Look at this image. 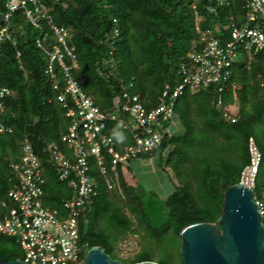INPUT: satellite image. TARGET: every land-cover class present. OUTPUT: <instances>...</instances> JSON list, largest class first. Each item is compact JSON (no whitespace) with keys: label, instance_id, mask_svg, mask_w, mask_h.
I'll return each instance as SVG.
<instances>
[{"label":"trees","instance_id":"obj_1","mask_svg":"<svg viewBox=\"0 0 264 264\" xmlns=\"http://www.w3.org/2000/svg\"><path fill=\"white\" fill-rule=\"evenodd\" d=\"M42 1L49 8L51 20L41 18L40 27H36L21 9L17 10L9 21L15 44L5 39L0 46V87L11 90L1 99L5 110L1 121L11 132H0V200H9L7 192L14 183L11 163L27 139L46 180L42 203L61 209L62 200L73 197L74 191L66 181L57 179L47 144L55 143L70 154L61 136L71 119L66 116L69 100L66 105L60 103L59 89L53 87L55 83L62 85L59 68L51 79L43 72L46 50L54 42L51 25L71 30L69 42L76 53L72 74L94 104L111 114L116 111L113 98L120 95L121 84L130 93L140 94L146 108L155 106L164 83L173 85L179 78L180 65L189 63L186 54L198 34L196 14L202 28L214 27L229 16L240 25L244 0L223 4L219 0ZM5 2L0 0L2 11ZM207 5L215 6V13L208 12ZM41 31L47 33L42 48L35 43L43 35ZM17 51L22 68L12 71L19 65ZM66 62L71 63L68 59ZM230 70L239 85L235 95L232 90L222 92L221 105H217L215 86H187L175 101L173 130L166 131L155 148L131 158L156 159L157 169L173 186L167 195L160 196L144 186L131 188L123 171L130 159L117 165V175L110 172L106 178L89 160L96 195L90 198L85 221L80 223L82 250L74 264H83L84 253L95 245L124 264L144 260L180 264L181 229L190 223L217 220L225 189L240 181L242 170L250 163L249 136L261 152L254 176L256 194L257 177L264 174V92L259 79L264 74V51L254 54L242 50ZM225 110L233 111L238 122L226 120ZM114 131L125 135L123 143L115 140ZM106 132L119 148L133 143L131 132L115 121L107 122ZM107 180L113 183V190ZM130 235H137L138 251L124 258L118 255L117 245ZM20 255L17 238L1 235L0 259L14 260Z\"/></svg>","mask_w":264,"mask_h":264},{"label":"built area","instance_id":"obj_2","mask_svg":"<svg viewBox=\"0 0 264 264\" xmlns=\"http://www.w3.org/2000/svg\"><path fill=\"white\" fill-rule=\"evenodd\" d=\"M226 1L219 0V3ZM4 6L3 11L0 9V46L5 39L15 44L9 31V21L17 10L21 9L25 18L36 27H40L41 18L51 20L49 8L42 0H6ZM193 9L197 11V5L193 4ZM206 9L210 13L216 11L213 5H207ZM243 10L244 20L240 25L229 16L224 22L205 28L199 25L196 14L195 29L198 34L191 40L186 54L189 63L180 65L179 78L173 85L164 83L158 102L150 108L144 106L140 94L130 93L121 84L120 95L113 98L116 111L111 114L104 113L94 104L72 74L76 53L69 42L71 30L51 25L54 42L51 49L46 50L47 61L43 72L51 79L56 77V69L59 68L62 85L60 87L55 83L53 87L59 89L57 100L60 103L66 105V99L69 100L66 116L71 121L61 140L70 154L63 152L55 143L47 144V149L57 179L66 181L74 195L62 200L61 209L42 203L46 180L38 156L30 142L24 139L20 155L11 163L14 183L7 192L9 200H0V237L8 235L17 238L21 252L18 259L27 264L78 262L82 250L79 243L80 223L85 221L90 198L96 195L89 175V160L95 162L100 176L106 178L110 172L117 175L118 164L126 163L139 152L155 148L163 134L173 130L175 101L187 86L192 89L215 86L217 105H221L222 92L232 90L234 95L237 93L239 85L231 78L230 66L238 57V51L254 54L264 51V0H244ZM41 34L35 40L40 48L47 36L46 32L41 31ZM115 34H118L117 30ZM16 58L19 65L12 71L22 68L19 51ZM66 59L71 63H67ZM259 79L264 92V74H260ZM10 93V89L0 87V132H11L1 121L5 111L1 99ZM223 116L232 123L238 122L233 111L225 110ZM108 121H115L119 127L130 131L133 143L119 148L106 132ZM248 150L250 163L242 170L239 182L253 189L261 152L252 136L248 137ZM107 185L113 190L112 182L107 180ZM253 198L264 222V188L260 196L254 193ZM130 240L119 244L121 253L132 247Z\"/></svg>","mask_w":264,"mask_h":264},{"label":"water","instance_id":"obj_3","mask_svg":"<svg viewBox=\"0 0 264 264\" xmlns=\"http://www.w3.org/2000/svg\"><path fill=\"white\" fill-rule=\"evenodd\" d=\"M253 197V189L242 182L228 186L215 222H194L181 229L179 263L264 264V222ZM83 260V264H124L96 245L86 250ZM0 264L27 263L2 258ZM130 264L160 263L144 260Z\"/></svg>","mask_w":264,"mask_h":264},{"label":"rangeland","instance_id":"obj_4","mask_svg":"<svg viewBox=\"0 0 264 264\" xmlns=\"http://www.w3.org/2000/svg\"><path fill=\"white\" fill-rule=\"evenodd\" d=\"M237 54H239L238 57L241 56V50H239ZM128 166L131 168V171H127L126 167ZM123 171L125 172L126 182L131 188L144 186L150 190H154L160 196H165L171 191L173 187L167 177L157 169L156 159L154 157L130 159L128 163L123 166ZM263 187L264 174L262 173L257 177L256 180L255 192L258 196L261 195ZM93 217H91V219H93ZM128 239H131L130 241L132 243V247L129 249V251L123 253H121V251L118 252V255L124 258L127 256H132L138 251L137 235H130L126 238V240ZM118 246L119 243L117 247Z\"/></svg>","mask_w":264,"mask_h":264},{"label":"clouds","instance_id":"obj_5","mask_svg":"<svg viewBox=\"0 0 264 264\" xmlns=\"http://www.w3.org/2000/svg\"><path fill=\"white\" fill-rule=\"evenodd\" d=\"M113 135H114L115 140L118 143H123L124 140L126 139L125 135L122 132H119V131H114Z\"/></svg>","mask_w":264,"mask_h":264}]
</instances>
